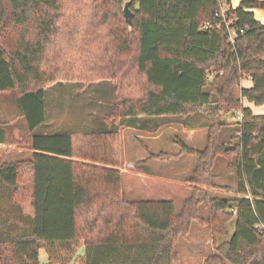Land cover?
I'll return each instance as SVG.
<instances>
[{
  "label": "trees",
  "instance_id": "16d2710c",
  "mask_svg": "<svg viewBox=\"0 0 264 264\" xmlns=\"http://www.w3.org/2000/svg\"><path fill=\"white\" fill-rule=\"evenodd\" d=\"M254 10L264 0H0V94L15 96L32 149L29 160L0 157V264H42L40 251L45 264H175V242L192 221L213 238L204 264H264V114L242 104H264V26ZM71 82L113 83L103 129L38 134L47 87ZM218 114L239 115L226 135ZM172 122L210 130L201 151L177 139L176 154L148 152L197 157L180 213L172 201H130L122 190L120 130L155 133ZM7 126L0 122V144ZM219 159L237 197L201 189L212 187Z\"/></svg>",
  "mask_w": 264,
  "mask_h": 264
},
{
  "label": "rangeland",
  "instance_id": "374dc122",
  "mask_svg": "<svg viewBox=\"0 0 264 264\" xmlns=\"http://www.w3.org/2000/svg\"><path fill=\"white\" fill-rule=\"evenodd\" d=\"M237 4L236 2L234 3ZM124 5L122 6L123 13ZM131 11V10H130ZM132 12V11H131ZM255 20L264 26V11L254 10ZM133 14V12H132ZM13 93L0 94V122L7 123V137L4 152L8 154L10 161L26 159V143L29 136L25 130L24 123L20 120L17 110L14 106ZM114 105V85L111 82H99L83 88L78 83H63L49 85L46 89L45 98V123L38 129L37 133H98L103 129L104 118L109 116ZM207 111L211 108H205ZM259 113H264V107L259 109ZM206 114V111L205 113ZM239 115L218 114L216 123L222 122L231 127H223L221 134L226 135L229 130L234 128L235 122ZM209 122V120H208ZM226 125V126H227ZM88 126V128H86ZM163 136L161 139L154 141L148 135L141 131L131 129H121V156L122 167L126 161L127 170L137 167L140 162H148V168L153 172L159 173L167 178V184L158 187L156 190L137 187L138 184L131 182L130 175H123L122 190L124 196L130 201L161 199L173 202L175 211L180 213L184 202L189 198L190 191L187 183L191 177L193 169L198 164V159L194 155H181L178 158L169 161L149 160L148 152H165L176 154L179 152V146L176 144L177 139H181L190 148L201 151L208 142V133L206 128L187 129L176 122L165 124L161 127ZM159 141V142H158ZM228 146H233V141L225 140ZM19 143V145H18ZM16 148V149H15ZM29 155V154H28ZM228 163L219 159L215 163V171L212 179V187L202 188L207 191L210 198H234L237 197L236 182L233 175L227 169ZM130 169V170H131ZM129 171V170H128ZM130 174V173H129ZM162 188V189H161ZM151 190V191H150ZM131 192V193H130ZM156 194H151V193ZM161 197V198H160ZM208 197V199H209ZM197 214L200 218L207 217V209L203 204L197 208ZM234 232V220L228 224L229 239ZM223 238H219L220 243ZM177 254L175 264H204L205 260L214 255L213 238L206 226L201 225L198 221H192L190 229L185 237H179L174 246ZM81 249L78 254H82ZM43 256V257H42ZM42 257V258H41ZM44 251L40 252V262L46 263Z\"/></svg>",
  "mask_w": 264,
  "mask_h": 264
},
{
  "label": "crops",
  "instance_id": "0c3cea01",
  "mask_svg": "<svg viewBox=\"0 0 264 264\" xmlns=\"http://www.w3.org/2000/svg\"><path fill=\"white\" fill-rule=\"evenodd\" d=\"M235 2L237 3V1H233L232 4L235 5L234 4ZM253 14H254V17H255L256 14L255 13H253ZM241 86L243 88H250L252 86V83H251L250 80H244L241 83ZM242 104H243L244 107L251 109V111L255 115H263L264 114V113H262V114L259 113V109L260 108H263L264 107V104L261 105V106H254L253 104H250V103L246 102L245 100L242 101ZM86 128H88V126H86ZM126 129H131V130L139 131V130L132 129V128H126ZM163 132H164V130H162L160 128L155 133H147V132H144V133H146L148 135L147 138L151 139V141L152 140L157 141V140L161 139V137L163 136ZM38 134L47 135L49 133L43 132V133H38ZM18 145H19V143H18ZM26 146H28L27 147V154L24 155L25 157L28 156L26 159H18V161H10L8 159V154H6L4 152L5 144H0V157H2L5 160L4 162H6V163H14V162H19V161L29 160L32 157L31 137L30 136H29L28 142L26 143ZM152 153H155V152H152ZM147 158H148V156H147ZM126 164H127V162L125 161L123 163V169L121 170L122 177L125 174L126 175H130L131 182H134V183L138 184L137 187H142V188H145L146 190L152 189V188L154 190H156L158 187H162L163 188L167 184L168 179L167 178H164V176H162L159 173L153 172V170L151 168H148L149 163L148 162H145V160H143L142 162H140L137 167H135V168L132 167V169L129 168L128 169L129 171L127 170V168H125V165ZM163 189L166 190L165 188H163ZM151 194H156V193L154 192V193H151ZM150 200H164V199L161 198V199H150ZM45 257H46V255H45Z\"/></svg>",
  "mask_w": 264,
  "mask_h": 264
},
{
  "label": "water",
  "instance_id": "95a60500",
  "mask_svg": "<svg viewBox=\"0 0 264 264\" xmlns=\"http://www.w3.org/2000/svg\"><path fill=\"white\" fill-rule=\"evenodd\" d=\"M129 5H130L129 2L125 3L124 9H123V15H124V18H125L126 23L130 26L131 25V19L133 17V14L130 11Z\"/></svg>",
  "mask_w": 264,
  "mask_h": 264
},
{
  "label": "built area",
  "instance_id": "2783aa9c",
  "mask_svg": "<svg viewBox=\"0 0 264 264\" xmlns=\"http://www.w3.org/2000/svg\"><path fill=\"white\" fill-rule=\"evenodd\" d=\"M227 10V6L226 4L223 2L220 5L219 11L216 13V16L219 18H224V14ZM240 33H242V31H240ZM235 32H231V36H230V40L232 41L233 37H234Z\"/></svg>",
  "mask_w": 264,
  "mask_h": 264
}]
</instances>
